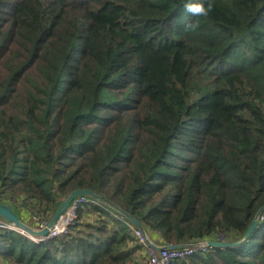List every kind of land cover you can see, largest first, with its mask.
<instances>
[{"label": "trees", "instance_id": "16d2710c", "mask_svg": "<svg viewBox=\"0 0 264 264\" xmlns=\"http://www.w3.org/2000/svg\"><path fill=\"white\" fill-rule=\"evenodd\" d=\"M186 2L0 0V203L50 220L83 188L157 244L245 236L264 205V0ZM93 201L63 236L0 228V264H140L134 224ZM170 264H264V220Z\"/></svg>", "mask_w": 264, "mask_h": 264}, {"label": "built area", "instance_id": "2783aa9c", "mask_svg": "<svg viewBox=\"0 0 264 264\" xmlns=\"http://www.w3.org/2000/svg\"><path fill=\"white\" fill-rule=\"evenodd\" d=\"M94 199L89 195L79 194L68 205L66 210L60 215L53 227L50 228V232L45 236L33 237L26 234L21 228L16 226L13 222L8 221L6 218L0 216V228L16 230L24 233L36 241L47 240L56 236H63L68 233L70 227L75 225L78 221L79 211L87 204H91ZM30 220L34 223L37 229H43L48 226L49 220L40 216V214H30ZM264 220V211H262L259 222ZM134 235L137 236L140 243L147 247V264H170L175 259L185 258L197 253H205L212 249L211 245H208L207 240L211 238L198 240L195 242L185 243L178 248H160L155 249L146 243V237L141 230L131 225ZM218 241H225L224 236L217 239Z\"/></svg>", "mask_w": 264, "mask_h": 264}, {"label": "water", "instance_id": "95a60500", "mask_svg": "<svg viewBox=\"0 0 264 264\" xmlns=\"http://www.w3.org/2000/svg\"><path fill=\"white\" fill-rule=\"evenodd\" d=\"M79 194L89 195L92 198L97 199L107 204L109 207H111L112 209L116 210L117 212L125 216L129 221H131L135 226H137L141 230V232L146 237V243L155 249H160L164 247L178 248L184 245V244H157L149 236V234L146 231L145 226L140 220H138L132 214L124 210L119 205L111 202L104 196L97 194L92 190L83 189V188L75 189L68 194V196L63 200V202L59 205V207L56 209L54 214L51 216L48 226L43 229H36L32 225L24 222V220L21 219L20 216L14 210V206L10 203H0V216L6 218L10 222H13L16 226L21 228L26 234L33 236V237H40L43 235H47L50 232V228L53 227L54 223L57 221L60 215L66 210V208L71 203V201ZM263 210H264V205L260 207L258 211L256 212L248 231L246 232L245 236L241 240L223 242V241L210 239V240H207L208 245H211L212 247H218V248H227V247H233V246L240 245L242 242L246 241L250 237L254 229L259 226V218Z\"/></svg>", "mask_w": 264, "mask_h": 264}, {"label": "clouds", "instance_id": "9594fccd", "mask_svg": "<svg viewBox=\"0 0 264 264\" xmlns=\"http://www.w3.org/2000/svg\"><path fill=\"white\" fill-rule=\"evenodd\" d=\"M211 11V4L205 7L203 3L192 2V0H188V2H186L184 5V12L193 17H207ZM196 27L197 25L192 22H186L184 25L185 30H195Z\"/></svg>", "mask_w": 264, "mask_h": 264}, {"label": "crops", "instance_id": "0c3cea01", "mask_svg": "<svg viewBox=\"0 0 264 264\" xmlns=\"http://www.w3.org/2000/svg\"><path fill=\"white\" fill-rule=\"evenodd\" d=\"M91 207V205L90 206H88V208H90ZM30 214V213H29ZM28 214V215H29ZM28 215L27 214H25V217L27 218L28 217ZM84 217H85V222H93V221H95L96 219H98V214L97 213H93L90 209H87V212L86 213H84ZM28 219V218H27ZM29 222H31L30 221V218H29ZM33 225H34V223L33 222H31ZM144 248V247H143Z\"/></svg>", "mask_w": 264, "mask_h": 264}, {"label": "rangeland", "instance_id": "374dc122", "mask_svg": "<svg viewBox=\"0 0 264 264\" xmlns=\"http://www.w3.org/2000/svg\"><path fill=\"white\" fill-rule=\"evenodd\" d=\"M87 207V206H86ZM87 209H90V208H87ZM31 214V213H30ZM30 214L28 215V219L26 218V219H24V222H26V223H28V224H30V225H32L34 228H36L37 229V227L35 226V225H33L32 223H30L29 222V218H30ZM46 236V235H45ZM50 239V238H49ZM142 244V243H141ZM144 246V248L143 249H141V253L143 254V259H141L140 260V264H146L147 263V247H146V245H143ZM139 254V253H138Z\"/></svg>", "mask_w": 264, "mask_h": 264}]
</instances>
